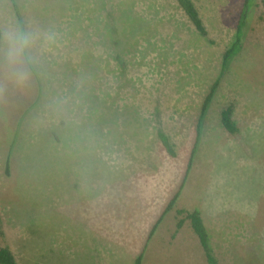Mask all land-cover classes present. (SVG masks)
<instances>
[{
    "label": "rangeland",
    "instance_id": "1",
    "mask_svg": "<svg viewBox=\"0 0 264 264\" xmlns=\"http://www.w3.org/2000/svg\"><path fill=\"white\" fill-rule=\"evenodd\" d=\"M13 1L20 18L0 0V33L38 39L26 84L0 42V249L18 264H136L182 180L244 0H193L206 36L176 0ZM229 106L235 134L221 121ZM177 210L200 212L220 264H264V0L141 264H207Z\"/></svg>",
    "mask_w": 264,
    "mask_h": 264
},
{
    "label": "trees",
    "instance_id": "2",
    "mask_svg": "<svg viewBox=\"0 0 264 264\" xmlns=\"http://www.w3.org/2000/svg\"><path fill=\"white\" fill-rule=\"evenodd\" d=\"M12 1L13 4V8L15 10V13L17 15V17L20 18V13L19 10L17 8L16 3ZM179 7L184 11L185 15L189 18V20L191 21V23L193 24V26L195 27V30L202 36H206L207 35V30L206 27L204 26V23L200 17L199 11L195 5V3L193 2V0H176ZM257 4V0H244V4H243V8L241 11V16L237 25V30H236V34H235V40L232 43L231 47L228 48L224 55H223V63H222V68H221V73L219 78L215 81V83L213 84V86L210 89L209 94L207 95L202 109H201V114L199 116L198 122H197V126H196V137H195V141L193 144V148L191 150V154L189 157V161L187 164V167L185 169V172L183 174L182 180L178 186L177 191L174 193V195L172 196V198L170 199V201L168 202V204L166 205L165 209L163 210V212L161 213V215L159 216V218L157 219V221L154 223L153 227L150 230V233L146 239V243L145 246L143 248V250L141 251V253L139 254L136 264H141V260L143 259L144 256V252L146 249V246L148 244V242H150V240L152 239V237L154 236V234L156 233L159 225L161 224V222L163 221L164 217L175 207L181 193L182 190L184 188V186L186 185V182L188 180L189 174L191 172L192 166H193V162H194V158L198 149V144L199 141L201 139V134H202V124H203V120L205 118L207 109L209 107V104L217 90V87L220 83L221 78L223 77L227 66L230 62V60L237 55L243 46V42L244 39L246 37V33H247V29L250 25V22L252 20V14H253V10L256 7ZM221 121L223 126L231 133V134H235L238 130L236 123L233 119V107L229 106L227 108H225L222 113H221ZM159 138L161 139L163 146L165 147V149L167 150V152L170 155H174V151L172 149V145L169 143V139L167 138L166 134H164L163 132H159ZM9 160H7L6 163V172L9 173ZM177 214L179 216L184 215L185 218L187 220H189L190 222V226L192 228V230L194 231V233L196 234V236L198 237L200 246L205 254V258H206V262L207 264H220L218 259L216 258V256L214 255L212 248H211V244H210V237H209V233L208 230L204 224V221L202 219V216L200 214V212L198 210H193V211H186V210H177ZM184 218L179 219L176 226H177V231H179L183 225H184ZM0 264H18L14 255L12 254V252L8 249V248H1L0 249Z\"/></svg>",
    "mask_w": 264,
    "mask_h": 264
},
{
    "label": "clouds",
    "instance_id": "3",
    "mask_svg": "<svg viewBox=\"0 0 264 264\" xmlns=\"http://www.w3.org/2000/svg\"><path fill=\"white\" fill-rule=\"evenodd\" d=\"M37 39L35 33L17 28H9L0 33L3 61L13 82L17 84L28 82L30 78L28 65L32 59L30 52Z\"/></svg>",
    "mask_w": 264,
    "mask_h": 264
}]
</instances>
